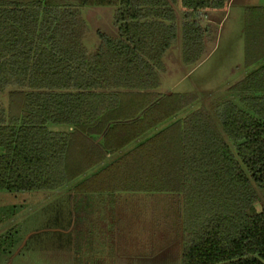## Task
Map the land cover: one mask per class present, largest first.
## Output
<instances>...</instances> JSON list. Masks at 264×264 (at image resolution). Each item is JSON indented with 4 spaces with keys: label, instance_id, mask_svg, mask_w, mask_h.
Wrapping results in <instances>:
<instances>
[{
    "label": "trees",
    "instance_id": "obj_1",
    "mask_svg": "<svg viewBox=\"0 0 264 264\" xmlns=\"http://www.w3.org/2000/svg\"><path fill=\"white\" fill-rule=\"evenodd\" d=\"M228 0H0V191L53 192L198 100L158 91L177 38L199 65L215 35L199 12ZM114 7L119 36L85 44L81 8ZM246 73L214 115L192 110L73 188L165 193L183 206L182 264H264V6L244 18ZM233 101H237L233 102ZM219 106H216V108ZM233 145L234 151L230 144Z\"/></svg>",
    "mask_w": 264,
    "mask_h": 264
},
{
    "label": "rangeland",
    "instance_id": "obj_2",
    "mask_svg": "<svg viewBox=\"0 0 264 264\" xmlns=\"http://www.w3.org/2000/svg\"><path fill=\"white\" fill-rule=\"evenodd\" d=\"M234 1L233 8L218 24L208 23V10L202 11L199 21L216 39L206 38L209 49L195 67L182 62V11L178 8V38L166 50L165 69L160 73L163 89L196 92L195 104L205 106L214 115L227 100H237L227 87L246 73L241 7L244 3L264 6V0ZM114 12V7L81 8L87 27L85 44L89 49L98 45L99 33L112 38L119 36ZM0 101L7 103L6 93L0 94ZM83 176L75 181L80 182ZM253 188L257 211H263L264 191L254 183ZM48 194L0 191V264H182L184 217L180 197L165 193H120L130 202L116 206L121 214L114 222L118 229L97 231L100 220L86 224L82 219L85 212L80 214L85 209L80 199L76 204L67 195ZM116 209L112 207V212Z\"/></svg>",
    "mask_w": 264,
    "mask_h": 264
},
{
    "label": "crops",
    "instance_id": "obj_3",
    "mask_svg": "<svg viewBox=\"0 0 264 264\" xmlns=\"http://www.w3.org/2000/svg\"><path fill=\"white\" fill-rule=\"evenodd\" d=\"M234 2H235L234 0H228V3H227L226 7L222 8V9H211V10H208L206 12L207 13V22L211 23V24H218L219 20H221V21L224 20V18L227 15V13H229L230 10L233 8ZM254 6H257V5H254ZM248 7H253V5H248V4L244 3L242 5V7H241L242 10H241L240 13L242 14L241 19H242L243 22H244V18H245V10ZM178 8L180 9V11H182V8L180 6ZM177 12H178V10H177ZM201 13H202V11L199 12L198 21L200 19L199 18L200 15L202 16ZM204 19H202V20H204ZM200 24H201V22H200ZM180 25H181V23H180ZM177 38H178V36H177ZM244 73H243V75H244ZM160 80H161V85L158 88V91L160 93L170 94V93L174 92L170 88L163 89L162 78ZM183 92H190V91H182V92H179V93H183ZM201 106H203V105H201ZM198 107H200V106H197V104L193 103L188 108H186L185 110L180 112L178 115L173 116L172 118H170V119L164 121L163 123L159 124L158 126L154 127L152 130L148 131L144 135L136 138L135 141L130 143L124 149L118 151L114 155H110L105 162L100 163L99 165L95 166L94 168L88 170L84 174L83 178L89 177L91 174L96 173L100 168H102L103 165H105V163L106 164L109 163L110 161H112L117 156H119V155L125 153L126 151H128L129 149L135 147L137 144H139L140 142H142L145 139L149 138L150 136L154 135L155 133H157L162 128H164V127L168 126L169 124H171L173 121H175V120H177L179 118H183L189 112H191L194 109H197ZM78 183L79 182H77V181L71 182V183L65 185L64 187H62L61 189H58V190L53 191V192H49L48 195L50 197L52 195H55V196L56 195H63V196L67 195V196L70 197V199L73 200V202H76V204L78 202L77 199H80L79 202L83 203V206L85 208V209H81L82 213H80V214L82 215L85 212V215H84L85 218L83 217L82 219L86 220V224H87V221L91 222V220H92V222H93L94 220L99 219L100 223H98L96 225L97 231L98 230H104L105 231V230H112V229L114 230V228H115V230H117L118 229L117 223H114V222H117V220L119 218H121V216H120L121 214L118 213V209H116V206L117 205L121 206L123 204H127V203L130 202V200H129V202H126L128 200H126V198L124 199V196H121V194H120V193H123V192L113 193V194H110V193H94V192H85V193L74 192L73 188ZM80 206H82V205H80ZM112 207L114 209H116L115 212H112ZM73 209H74V207H73ZM101 211H103V212H101ZM73 215L74 216H72V218L75 219V216H77V214L74 212ZM112 218H114V219L112 220Z\"/></svg>",
    "mask_w": 264,
    "mask_h": 264
}]
</instances>
